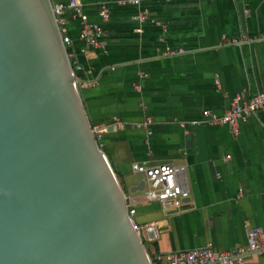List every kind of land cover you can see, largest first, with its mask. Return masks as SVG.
I'll return each mask as SVG.
<instances>
[{"label":"crops","instance_id":"1","mask_svg":"<svg viewBox=\"0 0 264 264\" xmlns=\"http://www.w3.org/2000/svg\"><path fill=\"white\" fill-rule=\"evenodd\" d=\"M78 1L105 36L100 49L88 48L75 13L65 9L67 54L83 67L79 88L88 119L103 130L100 147L126 188L136 223L159 230L157 242L144 243L149 255L210 249L264 264L247 241L254 228L264 233V113L239 135L208 124L205 115L223 117L235 97L264 92V41L223 42L264 34V0ZM141 10L153 23L135 20ZM134 164L184 167L188 207L171 212L148 204L136 190L146 177L133 172Z\"/></svg>","mask_w":264,"mask_h":264},{"label":"water","instance_id":"2","mask_svg":"<svg viewBox=\"0 0 264 264\" xmlns=\"http://www.w3.org/2000/svg\"><path fill=\"white\" fill-rule=\"evenodd\" d=\"M66 48L51 0H0V264H151Z\"/></svg>","mask_w":264,"mask_h":264},{"label":"built area","instance_id":"3","mask_svg":"<svg viewBox=\"0 0 264 264\" xmlns=\"http://www.w3.org/2000/svg\"><path fill=\"white\" fill-rule=\"evenodd\" d=\"M52 1V13L55 18L56 25L59 30L63 44L67 47L71 43L67 22L63 16L65 9H70L75 13L76 19L80 22V36L86 46L90 49H100L101 39L105 36V32L100 25L94 24L83 14V5L78 0H70L65 6ZM168 1V0H166ZM213 1V0H209ZM122 5L130 4L139 6L140 0L122 1ZM103 21H107L109 10L104 7L101 11ZM135 20L139 23L147 21L153 23L149 17L147 10H141L135 16ZM255 41H264V34L257 37H245L228 39L223 37V42L231 45H240L242 43H251ZM176 52L169 51L165 55L172 56ZM178 53H183L179 50ZM73 63V62H72ZM74 74L79 86L80 72L83 71L81 64H73ZM143 78V77H141ZM139 90V87H136ZM264 113V92L254 96L250 100H243L242 96H237L232 101L230 109L223 117L212 116L210 112H205L208 118V124L213 126H225L229 128L235 135H239L242 125L249 122L253 115ZM116 125L121 126L119 119H115ZM148 123L140 125L147 127ZM94 135L98 142L101 141L103 130L97 126L92 127ZM151 135V132H149ZM132 170L136 174H143L146 177V184L143 190L145 200L148 204H159L164 211H180L188 207L189 191L187 189L184 178V167L165 164L155 167H147L145 165L134 164ZM129 204V203H128ZM136 210L129 205L128 216L132 225L140 236L143 244L146 241L157 242L159 239V230L157 226L151 224L139 226L134 218ZM248 249L259 255H264V233L262 228H254L248 233ZM151 264H246L242 257L236 253H217L213 250H191L188 252L172 253L165 256L156 254L151 256Z\"/></svg>","mask_w":264,"mask_h":264},{"label":"trees","instance_id":"4","mask_svg":"<svg viewBox=\"0 0 264 264\" xmlns=\"http://www.w3.org/2000/svg\"><path fill=\"white\" fill-rule=\"evenodd\" d=\"M67 49V48H66ZM67 52H69V50H67ZM119 179V178H118ZM120 181V180H119ZM120 184H121V186L123 187V189L124 190H126V188L123 186V184L121 183V181H120ZM144 246H145V244H144ZM146 247V246H145Z\"/></svg>","mask_w":264,"mask_h":264},{"label":"rangeland","instance_id":"5","mask_svg":"<svg viewBox=\"0 0 264 264\" xmlns=\"http://www.w3.org/2000/svg\"><path fill=\"white\" fill-rule=\"evenodd\" d=\"M66 20V19H65ZM67 22V21H66ZM67 29H69V23H67ZM141 176H143L142 174H141ZM144 177V176H143Z\"/></svg>","mask_w":264,"mask_h":264}]
</instances>
